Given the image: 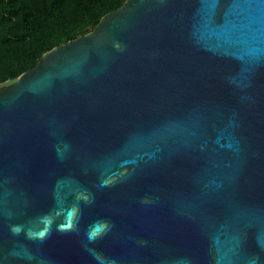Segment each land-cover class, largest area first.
Returning <instances> with one entry per match:
<instances>
[{"label": "water", "instance_id": "1", "mask_svg": "<svg viewBox=\"0 0 264 264\" xmlns=\"http://www.w3.org/2000/svg\"><path fill=\"white\" fill-rule=\"evenodd\" d=\"M0 264H264V0H126L0 88Z\"/></svg>", "mask_w": 264, "mask_h": 264}, {"label": "trees", "instance_id": "2", "mask_svg": "<svg viewBox=\"0 0 264 264\" xmlns=\"http://www.w3.org/2000/svg\"><path fill=\"white\" fill-rule=\"evenodd\" d=\"M126 0H0V86L44 53L93 30Z\"/></svg>", "mask_w": 264, "mask_h": 264}, {"label": "clouds", "instance_id": "3", "mask_svg": "<svg viewBox=\"0 0 264 264\" xmlns=\"http://www.w3.org/2000/svg\"><path fill=\"white\" fill-rule=\"evenodd\" d=\"M70 211H71V212H74V211H75V209H71Z\"/></svg>", "mask_w": 264, "mask_h": 264}, {"label": "rangeland", "instance_id": "4", "mask_svg": "<svg viewBox=\"0 0 264 264\" xmlns=\"http://www.w3.org/2000/svg\"><path fill=\"white\" fill-rule=\"evenodd\" d=\"M10 83H11V82H10ZM7 84H9V83H7ZM7 84H6V85H7ZM0 88H2V86H0Z\"/></svg>", "mask_w": 264, "mask_h": 264}]
</instances>
